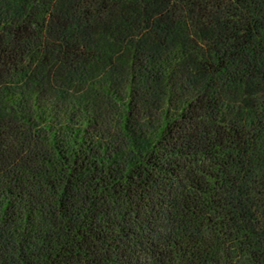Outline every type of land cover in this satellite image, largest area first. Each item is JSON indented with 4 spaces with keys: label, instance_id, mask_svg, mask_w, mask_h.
Here are the masks:
<instances>
[{
    "label": "trees",
    "instance_id": "trees-1",
    "mask_svg": "<svg viewBox=\"0 0 264 264\" xmlns=\"http://www.w3.org/2000/svg\"><path fill=\"white\" fill-rule=\"evenodd\" d=\"M61 1L0 0V264H264V0H164L193 41L136 39L120 92L75 97L47 78L51 18L142 0Z\"/></svg>",
    "mask_w": 264,
    "mask_h": 264
},
{
    "label": "rangeland",
    "instance_id": "rangeland-1",
    "mask_svg": "<svg viewBox=\"0 0 264 264\" xmlns=\"http://www.w3.org/2000/svg\"><path fill=\"white\" fill-rule=\"evenodd\" d=\"M163 3L164 0H142L140 6L120 5L104 23L94 28L84 27L74 17L66 18L64 26L58 24L55 17L51 18L46 40V55L51 65L46 74L53 92L75 97L88 95L98 86H111L120 92L124 88L131 47L136 39H141V47L155 55L173 52L193 41L194 34L186 26L159 28L156 18ZM64 4V0L59 2L54 13H58ZM66 40L78 44L85 53L81 61L74 62L63 54ZM201 75L205 78L210 75L205 66H201ZM219 78L218 83L222 84L224 81ZM234 87L232 84L227 86V101L235 100Z\"/></svg>",
    "mask_w": 264,
    "mask_h": 264
}]
</instances>
